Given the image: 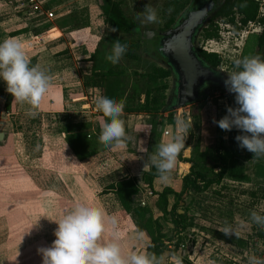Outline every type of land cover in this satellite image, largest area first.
<instances>
[{
	"label": "crops",
	"instance_id": "0c3cea01",
	"mask_svg": "<svg viewBox=\"0 0 264 264\" xmlns=\"http://www.w3.org/2000/svg\"><path fill=\"white\" fill-rule=\"evenodd\" d=\"M38 1L43 10L51 13L56 12L53 19L47 20L43 15L33 13H17L7 6L6 0H0V42L9 38H19L29 60L33 61L34 65H39L52 77V87L43 97L39 107L34 110L37 113L34 117L26 114L29 105L17 103L12 98L9 109L5 111L3 101L0 99V165L3 169V171L0 169V187L8 197L6 198V205L2 208V204L0 205V264H15L16 261L28 256L31 257V255L34 263L42 264V255L39 250L50 247L55 239L56 223L51 224L48 229L43 222L39 221L40 219L30 221L34 228H39L36 230L35 238L29 237L27 234L17 236L13 230V227L19 223L13 221L16 219L17 208H20L19 211L25 215L26 207L32 201L29 199L31 191L38 196L43 193H50L56 199H64L67 195L72 197L70 201L73 204H90L103 209L107 217L115 219V225L112 226L106 222V230L102 239L108 241L113 238V233H115L122 251H125L122 244L127 245L128 239L119 236L115 232V226L118 225L119 219L124 218L123 216H129L120 210L113 191L109 187L128 178H134L136 184L141 185L140 176L144 170L139 171L135 166H132L133 162L136 165L135 161L147 159L150 153L155 151V140L147 133L145 137H142L141 130L144 126L134 125L133 121L134 118L143 120L147 116L144 114H122L121 119L125 122L127 136L126 147L106 148L104 151L85 158L80 162L86 171L85 174L67 175L28 165L41 160L43 156L46 157L45 161H47V155L43 153V148L47 144L46 138L58 140L75 133L95 135L96 132L101 131L102 124L107 119L98 112L94 103V97L100 94V90L97 93L98 88L83 86L80 79L81 76H88L95 64L86 60L87 53L81 40L73 39L75 35L81 34V31L85 32L84 35L99 37L102 35L104 30L103 16L95 0ZM76 19H78V23L73 26L71 21ZM55 20L58 25L53 23ZM215 118L216 121H219L222 117L215 116ZM78 125L85 127L79 130ZM156 127L159 125H155L154 130ZM227 132L214 124L210 131L212 135L207 136L201 132L200 136L204 135L212 139L210 140L211 144L217 145L220 141L226 140ZM207 142L209 141H206L202 147L200 142L197 144V141H194L192 137H186L185 148L180 152V157L183 160H177L172 172V182L165 185L155 178L151 184L153 191L160 192L163 188H169L173 193H179L181 191V179L189 173L191 166L186 161L195 160L197 156L201 157L199 154L206 152L205 149L208 148ZM16 146L19 147V153H24L25 156L23 157L27 160L26 164L28 165L20 166L18 164L21 173L20 179L11 176L13 172L10 170L6 173L4 165L6 156L7 164L13 163V170H16L17 161L14 156ZM69 156L67 154V157ZM260 165H264V159L244 163L245 174L248 176L246 182L231 181L224 177L218 184H212L207 191L182 193L180 199H183V203L181 200L179 201L176 212L178 213L180 210L178 207L183 205L182 213L178 214L185 213L186 221L196 222L197 231L199 234H203L202 236L206 238L207 243L219 242L227 247L236 248L224 242L220 237V235H224L220 231L226 225L224 220L232 219L234 210L239 212L237 210L239 206L232 203L234 197H231L230 194H235L236 197L243 195L250 197V192H254L256 188L246 189L241 186H247L253 182L252 176L255 175L253 167ZM149 166H146L145 170ZM66 180H69L75 187H66ZM34 182H38L45 191L36 188ZM21 188L22 190L17 192V189ZM148 192L150 191L140 189L133 200H140L139 202L146 203L143 207L151 208L155 198L151 194L147 197ZM167 200L168 207H170L173 203V197L168 196ZM234 200L236 199L234 198ZM65 201L69 200L65 199ZM224 201L229 208L232 206L231 211L227 206L225 208L226 213L219 211L221 209L219 206L224 205ZM17 204L18 207L16 208ZM215 214L218 215L216 219L222 222L218 223L220 226L214 221L213 215ZM190 216L192 217L191 220H189ZM254 228L256 231L262 229L261 226L257 225ZM253 233L254 230H250L244 239L237 236L231 237L243 240L245 245L246 239ZM136 238L141 240L140 236L137 235L131 238L129 242H136ZM144 239L147 238L144 237ZM207 243L205 245H208ZM23 244L31 245L35 251L31 252V248L28 252L24 251L22 256L20 255L21 257L15 255V248ZM36 250L37 254H35ZM204 255L207 256L206 258L202 257L201 261L204 262L200 264H214L212 255L209 253ZM186 258L190 264H199L198 258L194 254L188 255ZM224 258L234 261L233 258L226 257V255Z\"/></svg>",
	"mask_w": 264,
	"mask_h": 264
},
{
	"label": "rangeland",
	"instance_id": "374dc122",
	"mask_svg": "<svg viewBox=\"0 0 264 264\" xmlns=\"http://www.w3.org/2000/svg\"><path fill=\"white\" fill-rule=\"evenodd\" d=\"M118 1L120 4V8L123 12V14L130 18L133 22V30L130 34H121L117 31L113 32L112 28L109 26L104 25V30L102 32V35L107 36H116L120 39L129 40L134 42L138 45V59L137 60H130V59H124L121 58L120 62L118 64H111L110 62L105 60V56L107 54H111L112 46L108 43H102L98 44L97 40L99 36H90V35H84L85 32L81 31V34H77L73 37V39L77 38L81 40L82 45H84L87 57L88 53L90 51L95 50L96 56L93 60L95 64L94 70L98 72H104L109 68L117 67L119 70L123 71V75L121 77V80L124 85L136 84L140 89L143 88V80L141 78H138L134 75V73L137 74H144L150 71V68L155 66L158 67L159 65H162V58L159 56L157 52V42L159 39V36L163 34L165 31H163L162 26L170 14L168 9H166V3L169 0H113ZM258 2V9L256 12V20L254 22H248L244 27H242L240 30H235L231 27L229 24H225L223 22H218L217 26V36L216 38L212 39H204L202 37V34L199 32L195 38L194 45L195 49L202 50L205 48L207 51L206 53H213L218 57L219 64H218V71L223 73L227 76V73L230 72L233 69V61L236 59H240L244 56H252L253 52L255 51V42H256V34L259 33V31L264 26V0H257ZM183 8L188 6L189 0L182 1ZM151 5L154 9L157 11L158 18L161 22L148 24L142 22L143 17L140 19H137V13H141L144 10L145 5ZM53 16L56 14V12H52ZM178 18V16H177ZM235 21L238 22V18L235 17ZM55 25H58V22L55 20L53 22ZM155 41V47L152 46V43ZM159 56V57H158ZM85 59V58H84ZM83 76H81L82 78ZM80 78V79H81ZM82 83V81H81ZM158 84L165 85V89L159 93V95L162 98V104L163 108L166 107V99L168 97L170 85H171V79L166 78L163 81H158ZM126 93H128V88L126 89ZM142 97H140L141 101ZM232 107L235 108L237 105L235 104V97L234 94L230 93L229 91H215V93L210 94L205 99H200L197 102L193 104H189L188 107H182L178 108L177 112L180 113L183 119V122H185L187 125H189L187 131L188 135L187 137H192L194 141H197V144L204 145V143L207 142V145L209 149L214 147V144L210 142V140L204 135L210 136L212 133L210 131L214 127V121H216L215 116L224 117L226 115V108ZM146 119H136L134 118V125H141L144 126L141 130V136L145 137L146 133L149 134V136L155 140V146L161 142H167L170 140L174 133V121L171 117V114L168 112H160L159 114H156L154 116L146 115ZM221 119V118H220ZM219 119V120H220ZM155 125H159L161 127H154ZM166 130L169 132V136L162 137L161 133ZM146 131V132H145ZM198 132V133H197ZM201 132H203L204 135L200 136ZM202 143V144H201ZM203 147V146H202ZM14 156L17 161V168L16 170H13L14 164H7V159L5 156V167H6V173H8V170L12 171L13 174L11 176L17 177L18 179L21 178L19 176L20 166H28L26 163V159L23 157L25 156L23 152L19 153V147L16 146L14 150ZM209 154V151L207 152ZM151 155V153H150ZM149 155V156H150ZM149 158V157H148ZM148 158L140 161H135V166L139 171L145 170L146 166L148 165ZM201 159V158H200ZM40 160V159H39ZM43 162L46 160V157L43 156L41 159ZM202 160V159H201ZM48 170L49 172H55L54 170V162L50 158H48ZM18 164L20 166H18ZM0 169H2V165H0ZM248 169V168H246ZM253 170L255 171L254 177L252 176L253 182L251 184H248L247 186H241L246 189H254L256 190L253 192L254 197H249L248 195H243L242 197H236L235 194L231 195V197H234L232 199V203H235V205H238L239 208L237 209L239 212H235L232 219H226L224 220V224L231 225L232 229L235 232H238L239 235L237 237H241V239H244L246 236V233L250 230H254V233L251 234L246 240H250L253 236H256V228L254 223L250 221V213L252 211H256L259 214L264 215V165H260L257 167H253ZM3 171V169H2ZM85 171V170H84ZM62 173V172H58ZM86 171L83 173L85 174ZM67 175H71V173H64ZM76 175V174H72ZM78 175V174H77ZM82 175V174H80ZM69 179V178H67ZM34 185L36 188H40L41 191L44 189L40 186L38 182H34ZM50 186V185H49ZM65 186L72 188L75 187L72 185V183L69 180L65 181ZM22 190L17 189V192ZM45 191V190H44ZM39 193V192H38ZM41 193V192H40ZM17 195V194H16ZM18 197V196H16ZM38 197V198H37ZM41 197V198H39ZM229 197V198H231ZM5 192L2 190V187H0V205L1 208L6 205L7 199ZM86 198V197H85ZM29 199L31 203L28 204L26 207L25 215H23L19 210L18 204L16 205L17 213H16V219H13V221L19 222L18 225H15L13 227V230L15 231L17 236L22 235H28L29 237L35 238V233L37 229L34 228L33 223L30 222L31 220H39L43 222L48 229L49 226L56 221L60 219V215L63 216L70 212L76 204H73L72 197H68L65 195L64 199H56L54 195H51L50 193L46 194L43 193L40 196L33 194L31 191L29 193ZM37 199V200H36ZM65 199L69 201H65ZM11 201V199H10ZM140 200H137L136 202L139 203ZM181 202L183 203V199H181ZM137 203V204H138ZM16 204V203H15ZM146 204V203H145ZM74 205V206H73ZM90 205V204H88ZM179 206V205H178ZM183 205H180L178 208L181 210ZM226 201H224V205H220L219 211L221 212H227L226 211ZM64 207V208H63ZM140 207V206H139ZM228 207V206H227ZM229 208V207H228ZM230 211L232 209V206L229 208ZM228 209V210H229ZM182 211V210H181ZM4 214V212H3ZM213 214V213H212ZM214 221L216 224L222 223L221 221H218L216 218L218 217L217 214L213 215ZM119 219L118 225L115 226L116 230L115 232L120 236H124V238H127L128 240L127 245L122 244L124 247L125 252L124 254L130 253V252H146L145 248L148 244V239H144L145 235H143L141 240L136 238V242L132 243L129 242L131 238L135 236H139V228L138 226L134 225L131 222L130 217H125ZM190 218V219H189ZM188 219L191 220L192 217L190 216ZM187 220V219H186ZM162 221V220H161ZM186 223H190L187 227V230L184 231L181 235L178 236L180 238V241H178V247L175 250V255L181 257V256H188V255H195L196 258H198L199 264L202 260V257L206 258L207 255H204L206 253H209L212 255V259H214V264H223L230 262L231 264H247V258L248 255H250L249 252L244 251V245L236 248H230L227 247L224 244H220L219 242H210L207 243L206 238L199 234L198 227L196 222L194 221H186ZM163 225V231L165 233V237H169L172 234L173 226L166 221H162ZM220 226V224H218ZM44 229V228H43ZM194 235V236H193ZM146 238V237H145ZM122 241V240H121ZM192 241V242H191ZM243 241V240H242ZM123 242V241H122ZM166 245V248L168 250L173 249V243L171 242H164ZM208 245H205V244ZM31 245L23 244L18 248H15L14 254L17 256H22L24 251H30ZM33 248L31 249V252H33ZM35 251V250H34ZM37 254V250L35 252ZM171 254V253H169ZM202 255V256H201ZM229 258H233L234 261H231L228 258H224V256ZM20 256V257H21ZM26 256H28L26 254ZM36 257L35 255H33ZM32 257V255H31ZM28 256L27 258H22L19 261H16L15 264H38V262L34 263L33 258ZM226 259V260H222ZM228 260V261H227ZM189 261V260H188ZM190 263V262H189ZM167 264H174V262L169 259Z\"/></svg>",
	"mask_w": 264,
	"mask_h": 264
},
{
	"label": "trees",
	"instance_id": "16d2710c",
	"mask_svg": "<svg viewBox=\"0 0 264 264\" xmlns=\"http://www.w3.org/2000/svg\"><path fill=\"white\" fill-rule=\"evenodd\" d=\"M186 0H169L166 3V9H172L166 18L162 29L166 33L170 27L177 20V16L183 11V3ZM96 5L103 16V23L112 29L115 28L121 34H130L133 30V22L127 18L118 1L113 0H95ZM258 7L257 0H222L208 19L204 22L200 33L204 39H212L217 36V24L219 21L231 25L235 30H240L248 22L256 20V12ZM238 18V22L235 21ZM74 18V17H72ZM71 18V19H72ZM78 19L72 20L71 24L76 26ZM238 24V25H237ZM76 28V27H75ZM163 33V34H164ZM162 35V34H161ZM160 37V36H159ZM119 40L121 43H127L128 49L124 59L137 60L138 59V45L132 41L120 39L116 36H100L97 40L98 44L108 43L113 45L114 41ZM155 47V41L152 43ZM255 51L252 56L259 55L264 59V26L256 34ZM197 57L209 68L217 69L219 60L213 53H206L200 49H195ZM96 51L88 53L87 61L94 63ZM159 57V56H158ZM33 61L30 60V66H33ZM135 76L143 80V88L140 89L138 85L131 84L129 87L124 85L121 77L123 71L117 67L109 68L104 72H96L91 68L88 76L81 78L83 86L96 87L100 90V94L109 98H114L116 101H123L124 108L123 114H144L154 116L162 112L163 104L162 98L159 95L165 89V85L158 84V81H163L170 77V70L162 60V65L158 67H151L150 71L144 74L134 73ZM128 88V93L126 89ZM140 97H142L140 101ZM12 96L6 91V85L0 81V99L3 101L4 110L7 111L12 101ZM168 105V104H167ZM166 105V106H167ZM102 114V112L98 111ZM108 119V118H107ZM84 125H78L79 130L83 129ZM155 127V123H154ZM100 130L95 135H87L83 133H75L65 136L62 139L52 140L46 138L47 144L43 148V153L47 155L54 162L55 172L83 174L85 171L80 162L98 152L104 151L106 148L99 140ZM243 133L236 131L234 128L227 132L226 140L220 141L211 149L206 148V152L199 154L201 157H196L195 160L186 161L190 163L189 173L181 179V191L173 193L169 188H163L160 192H154L152 189V181L157 178L156 170L154 167L149 166L141 173V185L136 184L134 178L122 179L114 186L109 188L113 191L114 198L120 208L127 214L131 222L138 226L139 232L143 233L148 239L145 251L154 253L161 256L163 251L168 250L164 242L173 243V249L168 250L169 253L174 254L178 247L179 235L184 233L189 223H186L185 213L178 214L177 204L181 200L182 193L186 191L201 192L207 191L212 184H218L222 178H227L231 181L246 182L248 176L245 174L244 163L247 161L264 159H252V153L246 149L239 147L238 142L235 140L237 135ZM209 151V154L207 152ZM67 154L70 156L67 157ZM202 160H201V159ZM63 160V161H61ZM177 160H183L180 154ZM47 161L37 160L29 166L48 169ZM140 189L149 190L151 195L155 198L151 208L139 207V203L133 200V197L139 192ZM251 197L254 193L250 192ZM173 197V203L168 207L167 197ZM138 203V204H137ZM155 214V218H154ZM168 220L173 226L171 236L165 237L162 230V221ZM258 226V225H257ZM260 227V226H259ZM257 230L255 235L264 238V227ZM224 242L233 246L240 247L244 243L240 239L220 235ZM245 249V245H244ZM182 264H190L186 256L180 257ZM223 264H231L230 262Z\"/></svg>",
	"mask_w": 264,
	"mask_h": 264
},
{
	"label": "clouds",
	"instance_id": "9594fccd",
	"mask_svg": "<svg viewBox=\"0 0 264 264\" xmlns=\"http://www.w3.org/2000/svg\"><path fill=\"white\" fill-rule=\"evenodd\" d=\"M172 11L171 8L168 10ZM153 24L161 22L157 11L151 5H145L143 12L137 13V19ZM116 31L115 28L112 29ZM127 43L114 41L111 54L105 60L115 65L127 52ZM224 81L227 90L234 94L237 107H227L226 115L214 121L221 130L238 129L241 135L235 140L239 147L252 153V159L264 157V59L259 55L244 56L233 61V69L227 73ZM0 81L6 85V91L13 101L29 105L26 114L34 117L43 97L52 87V77L39 65L30 66L23 43L19 38H9L0 42ZM99 93V89L96 90ZM95 107L107 117L101 127L99 142L105 147H126L125 122L121 119L124 102L116 101L102 94L94 97ZM179 123V135L167 142L155 146V151L148 158V165L156 170V177L161 184L172 182V172L177 157L185 148L188 127ZM145 151H147L145 149ZM250 221L264 227V215L256 211L250 213ZM106 222L115 225L113 217H107L104 210L88 204L78 203L56 221L55 239L50 247L42 248V264H167L171 259L174 264H182L179 256H157L148 252H130L124 254L113 233V238L104 241ZM220 231L228 237L238 236L231 225L226 224ZM140 237L143 233L139 234ZM247 264H264V257L255 253L248 255Z\"/></svg>",
	"mask_w": 264,
	"mask_h": 264
},
{
	"label": "water",
	"instance_id": "95a60500",
	"mask_svg": "<svg viewBox=\"0 0 264 264\" xmlns=\"http://www.w3.org/2000/svg\"><path fill=\"white\" fill-rule=\"evenodd\" d=\"M216 0H206L182 13L165 35L157 42V52L175 76L177 101L162 112L182 108L197 101L203 83L208 82L211 71L197 57L194 41L204 22L214 9ZM178 213H182L178 210ZM161 255L168 256L169 251Z\"/></svg>",
	"mask_w": 264,
	"mask_h": 264
},
{
	"label": "built area",
	"instance_id": "2783aa9c",
	"mask_svg": "<svg viewBox=\"0 0 264 264\" xmlns=\"http://www.w3.org/2000/svg\"><path fill=\"white\" fill-rule=\"evenodd\" d=\"M7 6L17 12L22 14L33 13L36 15H43L47 20L53 19L54 16L50 11L43 10L38 0H6ZM238 25V24H237ZM202 50H205L203 48ZM205 52V51H204ZM207 52V51H206ZM171 114V117L175 123L174 125V133L175 135H179V123L183 122L182 115L177 112V109L171 110L168 114ZM161 127V126H159ZM169 136V132L164 130L161 133V137ZM150 192L147 193V197L150 196ZM140 207L145 206L144 202H139ZM263 231V230H262ZM245 252H249L250 254L255 253V255L259 257H264V238H258L257 236H253L250 240H246L245 244Z\"/></svg>",
	"mask_w": 264,
	"mask_h": 264
},
{
	"label": "flooded vegetation",
	"instance_id": "af4514ba",
	"mask_svg": "<svg viewBox=\"0 0 264 264\" xmlns=\"http://www.w3.org/2000/svg\"><path fill=\"white\" fill-rule=\"evenodd\" d=\"M204 1H206V0H189L188 6H186L183 9V11L180 13V15L182 13H184L185 11H187V10H189V9L195 7V6L201 5ZM221 1L222 0H216L214 9L212 11L215 10L216 6H218V4H220ZM212 11L210 12V14H212ZM208 17H207V19H208ZM216 24L218 26L219 23L216 22ZM165 34L166 33L160 35V37L165 35ZM206 67H208V66H206ZM209 69H210L212 75L209 78L208 82L203 83V85H202V87H201V89H200V91L198 93L197 101L200 100V99L202 100V99L207 98V96H209L212 93H215V91H228L226 86H225V83H224V81L228 77L226 75H224L223 73H221L220 71H218V69H212V68H209ZM170 79H171V85H170L168 97L166 99V103L168 105H174L176 103V101H177L176 100L177 99V94H176V89H175V76H174L173 72H170ZM188 106H189V104L186 107H188Z\"/></svg>",
	"mask_w": 264,
	"mask_h": 264
}]
</instances>
